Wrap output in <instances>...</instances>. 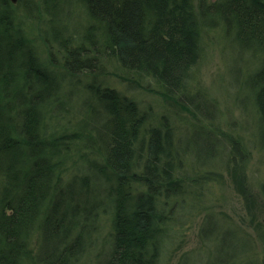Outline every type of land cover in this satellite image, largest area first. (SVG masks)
I'll return each mask as SVG.
<instances>
[{
	"label": "trees",
	"instance_id": "16d2710c",
	"mask_svg": "<svg viewBox=\"0 0 264 264\" xmlns=\"http://www.w3.org/2000/svg\"><path fill=\"white\" fill-rule=\"evenodd\" d=\"M19 6L30 21L27 31ZM79 9L87 25L73 33L64 17ZM219 26L260 55L247 83L264 146V0H0V264L78 260L107 207L103 244L110 246L98 264H156L167 221L195 193L183 184L184 163L207 165L223 150L201 126L181 132L164 116L154 123L150 110L102 77L114 62L131 86L150 78L166 101L208 116L213 111L187 91V79L202 30ZM66 82L82 95L71 128L58 113ZM195 131V142L208 151L192 158L179 134ZM260 191L264 199V184ZM213 229L207 216L201 235ZM230 235L216 239L208 264H239Z\"/></svg>",
	"mask_w": 264,
	"mask_h": 264
},
{
	"label": "rangeland",
	"instance_id": "374dc122",
	"mask_svg": "<svg viewBox=\"0 0 264 264\" xmlns=\"http://www.w3.org/2000/svg\"><path fill=\"white\" fill-rule=\"evenodd\" d=\"M37 1L31 0L33 3ZM18 11L25 19L27 31L30 21L27 20L23 6H19ZM76 13L64 17H69L66 25L73 33L76 29L83 31L87 25L84 11L79 9ZM42 27L46 33H50L49 27L44 24ZM233 38V34L225 32L220 26L202 30L198 61L191 67L187 79V91L208 106L210 112L213 111L208 116L200 115V118L198 112L197 118L194 112L190 113L188 109L166 101L155 91L156 84L152 79L137 78L138 82L131 86L129 81L122 77L120 79L114 62L106 63L108 74L102 80L134 100L140 109L150 110L154 123L164 116L181 132L201 126L211 131L218 147L223 150L210 159L207 165L202 162L198 164L193 159L194 166L188 163V167L184 163V175L181 177L185 180L183 184L192 185L190 189H194L195 193L186 197L181 202V208H175L174 218L167 221L156 264H208L207 260L218 242L216 239H220L226 232L232 235L229 237L230 245L236 246L240 253L239 264H264V242L260 238V235H264V199L260 191L264 184V146L259 138V113L254 91L247 83L248 75L260 67L261 58L253 49L237 45ZM42 49L47 48L42 45ZM47 54L48 49L43 55ZM54 54L57 69L66 73L60 60L61 55ZM65 73L63 75L67 79L64 81H69ZM70 85L66 82L60 99L64 103L58 109L62 124L66 126V120H71L72 125L68 128L73 127L78 112L77 103L82 97L78 92L74 93V88L71 91ZM181 135L192 158L199 150L203 151L200 155L208 151L202 143L195 142L199 135L197 131ZM67 165H71L70 160ZM207 216H210L213 223V233L201 235L200 230ZM96 225L93 243L89 240L91 245L82 251L78 260L70 264H98L102 261L110 246L103 244L110 230L108 207L106 211H100ZM37 228L34 229L30 244L34 248L39 243L40 231ZM22 264L28 263L23 260Z\"/></svg>",
	"mask_w": 264,
	"mask_h": 264
},
{
	"label": "water",
	"instance_id": "95a60500",
	"mask_svg": "<svg viewBox=\"0 0 264 264\" xmlns=\"http://www.w3.org/2000/svg\"><path fill=\"white\" fill-rule=\"evenodd\" d=\"M10 1L13 2V3H16L17 0H10Z\"/></svg>",
	"mask_w": 264,
	"mask_h": 264
},
{
	"label": "bare ground",
	"instance_id": "6f19581e",
	"mask_svg": "<svg viewBox=\"0 0 264 264\" xmlns=\"http://www.w3.org/2000/svg\"><path fill=\"white\" fill-rule=\"evenodd\" d=\"M10 1V0H9ZM62 72V71H61ZM109 85V84H108ZM110 86V85H109ZM111 87V86H110ZM114 88V87H113ZM118 91V90H117ZM122 94V93H121ZM122 95H124V94H122Z\"/></svg>",
	"mask_w": 264,
	"mask_h": 264
}]
</instances>
